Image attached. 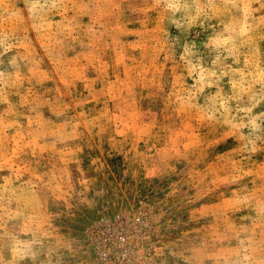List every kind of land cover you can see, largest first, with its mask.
<instances>
[{
    "label": "rangeland",
    "instance_id": "1",
    "mask_svg": "<svg viewBox=\"0 0 264 264\" xmlns=\"http://www.w3.org/2000/svg\"><path fill=\"white\" fill-rule=\"evenodd\" d=\"M0 264H264V0H0Z\"/></svg>",
    "mask_w": 264,
    "mask_h": 264
}]
</instances>
